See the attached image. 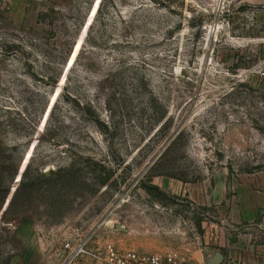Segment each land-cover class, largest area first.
Returning <instances> with one entry per match:
<instances>
[{
	"label": "rangeland",
	"instance_id": "1",
	"mask_svg": "<svg viewBox=\"0 0 264 264\" xmlns=\"http://www.w3.org/2000/svg\"><path fill=\"white\" fill-rule=\"evenodd\" d=\"M262 57L264 0H0V264H264Z\"/></svg>",
	"mask_w": 264,
	"mask_h": 264
},
{
	"label": "built area",
	"instance_id": "2",
	"mask_svg": "<svg viewBox=\"0 0 264 264\" xmlns=\"http://www.w3.org/2000/svg\"><path fill=\"white\" fill-rule=\"evenodd\" d=\"M247 74L264 81V57L258 59L247 70ZM65 248L69 250V257L74 255L88 258L95 264H207L205 261H193L177 253L159 255L140 253L135 250L118 251L111 244H105L101 249L91 250L85 242L76 243L74 247L67 243Z\"/></svg>",
	"mask_w": 264,
	"mask_h": 264
},
{
	"label": "water",
	"instance_id": "3",
	"mask_svg": "<svg viewBox=\"0 0 264 264\" xmlns=\"http://www.w3.org/2000/svg\"><path fill=\"white\" fill-rule=\"evenodd\" d=\"M221 263V257L218 256V257H215L214 258V263L213 264H220Z\"/></svg>",
	"mask_w": 264,
	"mask_h": 264
},
{
	"label": "trees",
	"instance_id": "4",
	"mask_svg": "<svg viewBox=\"0 0 264 264\" xmlns=\"http://www.w3.org/2000/svg\"><path fill=\"white\" fill-rule=\"evenodd\" d=\"M107 181H108V177H106V178L102 179L101 183H102V184H106V183H107Z\"/></svg>",
	"mask_w": 264,
	"mask_h": 264
}]
</instances>
